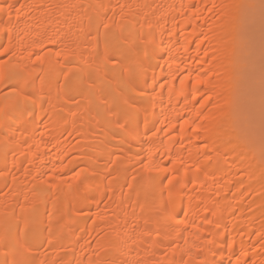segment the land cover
<instances>
[{
	"label": "bare ground",
	"instance_id": "obj_1",
	"mask_svg": "<svg viewBox=\"0 0 264 264\" xmlns=\"http://www.w3.org/2000/svg\"><path fill=\"white\" fill-rule=\"evenodd\" d=\"M0 4V264H264V0Z\"/></svg>",
	"mask_w": 264,
	"mask_h": 264
},
{
	"label": "snow or ice",
	"instance_id": "obj_2",
	"mask_svg": "<svg viewBox=\"0 0 264 264\" xmlns=\"http://www.w3.org/2000/svg\"><path fill=\"white\" fill-rule=\"evenodd\" d=\"M13 7H14V5H12V4H8L6 7L3 4H0V13H7V15L10 16ZM17 11H19V9ZM0 51L6 52L7 46H5L4 49H0ZM28 99H29V97H27V96H23V95L21 96L22 101H26ZM5 115H6L5 110L0 108V120H2L5 117ZM29 115H31V113Z\"/></svg>",
	"mask_w": 264,
	"mask_h": 264
}]
</instances>
